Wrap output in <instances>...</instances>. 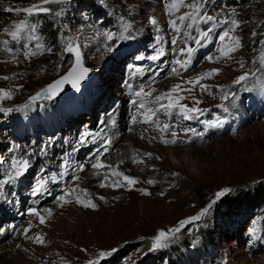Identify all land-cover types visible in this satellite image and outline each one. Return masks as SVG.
Listing matches in <instances>:
<instances>
[{"label":"rangeland","instance_id":"1","mask_svg":"<svg viewBox=\"0 0 264 264\" xmlns=\"http://www.w3.org/2000/svg\"><path fill=\"white\" fill-rule=\"evenodd\" d=\"M228 1L224 0V3ZM230 1L235 7L240 6L238 18L242 24L236 35L241 37L244 47L233 54L232 60L214 63L204 58L208 54H216L213 46L201 49L196 55L198 62H194L188 71H180L179 75L171 71L172 67H179L175 64L178 53L169 52L162 61L146 58L154 54L153 45L157 36L165 40L171 38L165 7L169 0H69L63 17L51 19L46 14L36 17L42 20L43 42L53 46L51 53L44 52L30 59L19 55L18 62H14L9 54L0 51V88L13 93L11 99L0 101V108L14 109L10 113L0 112V159L4 161L0 165V178L3 169L10 166L12 155H26L32 164L27 177H22L15 186H6L7 196L1 199V205L7 207L4 208V216L0 211V227L7 228L5 223L20 217L16 215L23 208L26 216L21 222L18 218L20 226L15 241L23 244L24 229L29 223L32 227L28 236L35 237L40 233L45 241L44 244L30 242L34 252L43 249L41 258L31 260L23 256L16 258L15 263L0 260V264H43L44 261H47L45 264H88L89 260H96L101 251L111 252L112 249L116 251L101 259L99 264H129L134 261L153 264L157 252L167 248L149 251L152 238L159 230L177 227L181 220L196 215L215 198L216 193L224 189L231 190L226 195L259 182L264 183V93L259 92L258 86L256 91L245 92L241 85L233 84L244 72L256 71L257 76L264 80V67L257 61L259 50L264 46L253 43L251 35L253 31L264 32V0ZM40 2L0 0V40L10 39L3 30L6 27L11 30L14 23L25 17L24 8ZM92 4L98 8L94 9ZM51 7L56 11L64 6L53 4ZM110 7L125 9L123 14L131 16V20H125L124 32L118 31V24L106 17L105 10ZM9 8L12 11H8ZM184 11L186 9L181 8L177 15ZM72 14L74 17L80 14L87 17L72 18ZM152 17L158 22L155 26L150 23ZM89 18L94 19L92 23L87 21ZM50 22L55 23L61 32L56 43L47 31ZM108 33L114 35L113 40L107 38ZM121 34H131L133 38L118 39ZM67 38H74L81 45L84 65L92 70L88 88L73 97L48 99L51 111L58 110L56 114H48L51 116L48 120H34L29 117L28 109L16 111L19 105L27 103L30 97L46 88L72 64L71 54L63 53ZM255 39L258 41L260 36ZM165 47L167 50L171 45ZM241 61L243 68L239 67ZM211 68L221 70L219 75L202 81L211 86V94L197 87L191 95L183 93L187 98L182 102L191 107L195 97L200 101L198 107L209 110L199 120L213 119L214 114L221 113L222 110L217 107L221 103L228 106L230 112L224 114L228 118L223 127L211 129L203 138L193 137L191 142H162L159 130L153 123L145 124L140 115L142 110L131 103L134 91L141 85L145 91L155 89L146 103L147 107L157 109L159 105L154 102L155 96ZM137 69L141 71L137 72ZM5 76L9 79L2 78ZM256 83L250 78L247 86L253 87ZM182 87L189 85L183 84ZM233 92L240 97L235 108L230 100L222 101L220 98ZM43 99L46 98L41 96L33 103ZM113 108L118 109L111 118L115 120L114 125L109 118ZM134 114L138 118L136 124L131 122ZM154 119L161 126L170 124L171 130L176 131L184 141H187V136L183 128L204 130L199 120H184L176 112L169 115L159 111ZM101 120L105 121L104 125L99 123ZM101 127L104 134L112 139L110 151L101 160L137 178L139 182L132 189L99 187L108 169L101 170L102 174L97 176L94 175L96 170L85 163L83 171L74 173L80 177L78 180L72 178L70 170V176L64 181L58 185L49 183L48 187L59 195L65 187L79 185V188L92 194L97 204L95 209L84 208L74 202L61 207L47 194L30 196L41 168L47 170L45 175L52 170L58 171L66 153L70 161L76 163L91 159L89 151L95 150L99 143L89 144L78 152L72 149L80 133L85 130L99 131ZM171 130L164 133L166 139L172 138ZM9 148L14 151L9 152ZM41 148H45L46 152L42 153ZM171 152L178 161L168 158ZM145 153L152 156L147 157ZM140 158L143 163L133 162ZM149 179L156 182L149 184ZM138 189H146L150 195H144ZM99 196L105 199L100 200ZM223 197L209 215L187 225L169 245L184 243L183 250L192 249L190 254L187 251V264H264V209H256L255 205L245 200L238 202L236 208H230L233 204L228 207ZM32 199H38L37 203H31ZM30 207L37 208L46 217L45 224H40L38 217L28 215ZM46 208L52 209L51 216L43 212ZM250 224L259 230L258 235L248 233ZM201 227L216 233V248L212 254L199 241L196 230ZM9 246L0 245V253L11 250L12 244Z\"/></svg>","mask_w":264,"mask_h":264},{"label":"snow or ice","instance_id":"2","mask_svg":"<svg viewBox=\"0 0 264 264\" xmlns=\"http://www.w3.org/2000/svg\"><path fill=\"white\" fill-rule=\"evenodd\" d=\"M69 0H41L39 4L31 5L23 9L26 14L19 23H14L12 29L4 28V33L7 34L10 39L0 40V51H3L10 55L11 60L18 62L17 58L19 55H23L25 59H30L44 52L51 53L53 51V46L43 42V33L41 32V19H36L40 17L41 14L48 15L51 19H58L64 16L65 7H67ZM60 4L59 10L54 11L51 5ZM166 12L169 16L168 27L172 32L170 40H165L162 36L156 37V42L153 45V53L146 58L150 61H162V58L172 53H178L175 59V64L179 67H172L171 71L173 74L179 75L180 71H188L196 61V55L201 49L209 48L213 46L215 49V55L208 54L204 58L211 62L217 61H230L232 60L233 54L244 47L242 39L239 35H236L237 30L241 28L242 21L236 16L237 9L232 5H227L224 0H220L217 4V0H169L167 3ZM184 8L186 11L177 15L180 9ZM228 9L225 12V9ZM8 11H12L11 8ZM20 12V9H16ZM210 12L215 14H210ZM150 23L155 26L157 25L156 18H150ZM67 28V25L63 26ZM195 33V35L193 34ZM253 43L264 46V32L258 33L257 31L252 32ZM260 36L257 41L255 38ZM109 40H113L114 35L112 33L107 34ZM118 39H132L131 34L124 36L121 34ZM192 42L191 44L189 42ZM33 46H29V45ZM170 44L171 47L166 50V45ZM12 45H16L13 47ZM194 45V46H192ZM35 49V50H34ZM63 53L71 54L72 66L67 71V73L61 76L59 79L54 80L51 84L47 85L46 88L37 92L34 96L29 98V101L23 105H19L16 111L30 109L35 100L43 96L46 99H52L54 96L58 95L63 90V85L71 84V86L79 90L80 83L85 80L91 69L84 66L83 63V53L81 51V45L75 41L74 38H67L66 46L63 49ZM138 59H142L138 57ZM261 67H264V47L259 50L257 57ZM257 61H254L257 62ZM59 67V66H58ZM239 67L243 68L244 63L239 62ZM137 69V72H140ZM219 68H211L205 72L198 74L194 78H190L187 81H182L181 84L173 85L168 91L162 92L154 97V102L159 105L157 109L147 107V99L152 96L155 89H150L145 91L143 85L136 91H134V99L131 103L137 106L138 110H142L140 115L143 118V122L153 123L155 127L161 133V140L166 144H175L177 142H191L193 137L203 138L205 133L211 129L222 128L227 120V116L230 109L223 103L217 105L218 108L222 110L219 114H214L213 119L199 120L208 109H202L198 107L200 101L193 97V105L190 107L188 104L183 103L187 97L183 93H188L191 95L194 89L197 87L203 91L211 94V86L202 83L205 79H211L214 76L219 75ZM3 79H9V77H2ZM253 78L256 80V85L253 87H248L247 82ZM183 84L189 85V87H182ZM233 84L241 85L243 91L253 92L259 87V92L264 93V80L257 76L256 71L244 72L239 75ZM12 91L9 89L0 88V101L8 100L12 98ZM221 100H230L231 106L235 108L237 106V101L240 97L236 92L231 94L225 93L222 95ZM12 108H0V112H12ZM118 111L117 108H113L109 113V118L111 119L114 114ZM162 111L166 114L171 115L173 112L178 113L182 116L184 120H199V123L204 125L203 131H197L194 127L183 128L182 131L187 136V141H184L182 137L178 136L177 132L172 129V126L168 123L161 126L157 120L154 118L157 116V112ZM131 122L136 124L138 122L137 115H132ZM101 125L105 124L104 120L99 122ZM111 123L114 125L115 120L111 119ZM171 130V139H166L164 133ZM99 146L95 150L89 151V157L84 163H76L70 161L69 154H65L59 164V170H52L48 172L47 175L44 173L47 171L45 168L40 169V174L35 179V185L32 191L33 196L47 194L53 197V202L58 203L59 206L63 207L64 204L76 203L84 208L95 209L97 204L94 202L92 194L87 191V189L79 188V185L75 187H65L62 189V194L55 195L48 187L49 183L58 185L60 182L64 181L65 178L70 176V170H72V178L78 180L80 177L74 175L77 171H83L85 168V163H89L91 168L96 170L94 175L100 176L102 174L101 170L108 169V172L103 175V179L99 184V187H112V188H128L132 189L139 181L137 178L126 175L123 171L118 169V166H113L112 164H106L101 160L106 153L110 151L112 145V139L104 134V128L101 127L99 131L85 130L80 133L78 140L76 141L75 147L72 149L73 152H78L81 148L87 147L89 144H97ZM9 152H13L14 149L9 148ZM41 152H46L45 148H41ZM147 157H151V153L144 154ZM94 159V162L92 160ZM134 163H143V159H134ZM4 161L0 159V165H3ZM123 163V161H120ZM32 167L31 161L26 155L22 156H11L10 166L7 169H3L2 178H0V199H6L7 193L5 192L6 186H15L17 181L24 177L29 169ZM176 175V174H173ZM115 178V179H111ZM122 178V179H121ZM111 179V182H108ZM156 181L149 179L147 183L153 184ZM144 195H150L146 189H138ZM231 191L230 189H224L215 194V198L207 204L206 207L202 208L196 215L187 217L179 222L177 227L164 230L161 229L152 238L151 247L149 251H157L169 246L173 239L185 229L187 225L193 222L201 221L203 217L209 215L213 206L220 200L221 197L225 195L226 192ZM163 195V193H161ZM71 197V198H69ZM100 200H104L105 197L99 196ZM43 212L47 213L48 216L52 215V209H43ZM27 213L30 216H36L39 218L40 224L46 223V217L41 214V212L35 208L30 207L27 209ZM32 225L24 229V234L26 239H34L36 244H43L44 237L42 234L37 233L35 237L28 236L27 233L30 231ZM16 230L15 225H9L8 228L0 227V235H5L6 231ZM116 249H112L111 252L101 251L96 260H89L88 264H99V261L115 252Z\"/></svg>","mask_w":264,"mask_h":264},{"label":"trees","instance_id":"3","mask_svg":"<svg viewBox=\"0 0 264 264\" xmlns=\"http://www.w3.org/2000/svg\"><path fill=\"white\" fill-rule=\"evenodd\" d=\"M220 0H217V4H219ZM234 2L228 1L227 5H232L235 7ZM92 7L94 9H97L98 7L95 6V4H92ZM120 7V6H119ZM117 8H109V10H105L106 17L110 19L111 22L115 23V25L118 24V31L121 33L124 32V29L126 27L125 20H131V16L129 14H123L126 12L125 9ZM240 6H236L237 12L236 16L239 17L238 11L240 12ZM228 9H225V12H227ZM86 15H77L74 17V14H72V18H83ZM87 17V16H86ZM93 18H89L87 21L89 23L93 22ZM49 29V35L50 39L56 43V39L61 34L60 30L57 28V25L55 23H49L48 24ZM50 103L48 99H43L41 101L35 102L32 104V107L28 109V113L30 114L29 117L34 118V120L41 118V120H48V117H51L48 114H56L58 110L51 111V107L48 104ZM248 199V200H247ZM245 200L249 202L251 205H255L256 209H264V183L259 182L256 184H253L246 189H238L235 193H228L223 197V201L230 207V208H236L238 205V202ZM259 230L255 227V225L250 224L248 228V233L251 235H258ZM196 233L199 236V241H201L203 248L212 254L214 251V248H216V239L215 235L216 233H211V231L205 227H201L200 230H196ZM182 244H173L169 245L165 250H160L156 254V261H154L153 264H187L188 263V253L192 251V249H188V253L186 250H183ZM129 264H138L137 262H130Z\"/></svg>","mask_w":264,"mask_h":264},{"label":"bare ground","instance_id":"4","mask_svg":"<svg viewBox=\"0 0 264 264\" xmlns=\"http://www.w3.org/2000/svg\"><path fill=\"white\" fill-rule=\"evenodd\" d=\"M153 151L154 150H152V153H153ZM168 158L175 160V162L178 161L173 152H171V154L168 155ZM0 207H2V208L7 207V205L6 206L1 205V199H0ZM22 209L23 208H21L19 210V212L17 213L18 215H16V216H20V217H17L20 219V222H21V220H23L22 217L25 215V211ZM8 212H10V208L8 209ZM17 218H11L10 222L5 223L7 225V228L9 225H15L16 230L6 231L5 235H0V242H3V243H0V245L5 244L6 248H9L10 247L9 245L12 244L11 250L7 249V250H4L3 253H0V260L5 261V263H15L16 258L18 259L19 257H23V256H26L31 260L41 258L42 257L41 254L43 252V249H38V252L37 251L34 252L33 247L30 246V242H32V243L34 242L33 239H26L22 236L23 237L22 238L23 244L21 241H15L18 237L17 234L19 232V226H20L19 219H17ZM6 238L9 240L7 241ZM40 247H41V245H39V248ZM41 262H43V261H41ZM46 262L47 261H44L43 264H45ZM28 264H30V263L28 262Z\"/></svg>","mask_w":264,"mask_h":264},{"label":"water","instance_id":"5","mask_svg":"<svg viewBox=\"0 0 264 264\" xmlns=\"http://www.w3.org/2000/svg\"><path fill=\"white\" fill-rule=\"evenodd\" d=\"M84 63V61H83ZM72 64L63 72L61 73L59 76H57L54 80H57L59 79L61 76L65 75L67 73V71L71 68ZM85 66V65H84ZM87 67V66H85ZM88 68V67H87ZM91 79H92V73L90 72L88 77L83 80L81 83H80V86H79V90H76L74 89L71 84H65L63 85V90L56 96L54 97H57V96H63V97H73L74 95H76L80 90H83V89H87L90 82H91ZM54 80H52L49 84H51ZM48 84V85H49ZM47 87V86H46Z\"/></svg>","mask_w":264,"mask_h":264}]
</instances>
